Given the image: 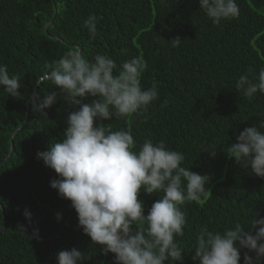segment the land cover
I'll return each mask as SVG.
<instances>
[{
	"label": "trees",
	"instance_id": "obj_1",
	"mask_svg": "<svg viewBox=\"0 0 264 264\" xmlns=\"http://www.w3.org/2000/svg\"><path fill=\"white\" fill-rule=\"evenodd\" d=\"M236 3L239 16L215 25L199 0H0V64L21 84L15 98L0 87V264H57V254L73 247L91 257L83 264H114V254H102L83 233L71 202L50 187L58 174L37 158L63 138L73 110L62 97L45 109L47 118L35 110L56 90L46 79L47 65L77 47L86 59L106 55L118 66L142 58L141 86L157 82L158 99L142 116L102 123L130 131L137 149L145 139L162 140L185 155L181 166L210 177L206 197L181 205L187 223L175 241L183 264H199L192 257L202 227L223 232L240 223L255 233L250 223L264 217V177L236 163L227 149L247 127L264 132V94L248 98L235 88L240 75L253 78L264 67V0ZM90 14L101 18L95 36L83 26ZM177 36L182 42L172 47L167 41ZM211 147L215 157L204 151ZM163 195L141 189L145 215ZM245 252L255 260V252L241 249L239 264Z\"/></svg>",
	"mask_w": 264,
	"mask_h": 264
},
{
	"label": "clouds",
	"instance_id": "obj_2",
	"mask_svg": "<svg viewBox=\"0 0 264 264\" xmlns=\"http://www.w3.org/2000/svg\"><path fill=\"white\" fill-rule=\"evenodd\" d=\"M199 6L215 25L239 16L236 0H199ZM99 19L90 14L83 21L93 36ZM167 42L179 47L182 40L177 36ZM47 67L46 79L56 90L45 93L35 110L47 118L45 109L58 97L73 109L67 115L63 138L37 153V158L58 174L50 187L71 202L83 233L101 246L102 254L113 253L114 264H183L184 251L175 241L184 235L187 223L181 205L206 197L210 177L181 166L185 155L164 141L145 139L137 149L130 131H113L102 123L113 117L142 116L158 99L157 82L147 89L141 86L146 62L133 57L118 66L100 54L89 60L77 47ZM0 87L14 98L21 96L19 76H10L4 64H0ZM235 88L248 98L258 92L264 94V67L253 78L248 73L240 75ZM89 96L95 99L82 102ZM260 127L264 128V122ZM209 149V155L215 157L216 148L204 151ZM227 152L236 163L243 162L253 174L264 177V132L257 126L243 129ZM141 189L147 194L164 193L147 215L138 199ZM24 215L31 219L27 210ZM250 225L254 234L240 223L223 232L202 227L192 259L199 264H239L241 249H247L256 256L254 260L245 252L244 264H255L264 258V217H255ZM18 227L26 232L23 225ZM33 236L38 237V229L33 230ZM90 258L75 247L56 256L57 264H83Z\"/></svg>",
	"mask_w": 264,
	"mask_h": 264
},
{
	"label": "water",
	"instance_id": "obj_3",
	"mask_svg": "<svg viewBox=\"0 0 264 264\" xmlns=\"http://www.w3.org/2000/svg\"><path fill=\"white\" fill-rule=\"evenodd\" d=\"M45 28H46V26H45ZM3 229V228H2Z\"/></svg>",
	"mask_w": 264,
	"mask_h": 264
}]
</instances>
